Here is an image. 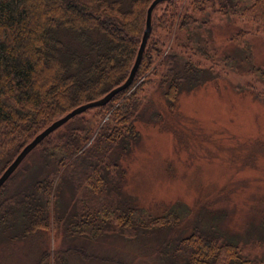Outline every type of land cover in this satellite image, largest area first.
<instances>
[{"label":"trees","instance_id":"16d2710c","mask_svg":"<svg viewBox=\"0 0 264 264\" xmlns=\"http://www.w3.org/2000/svg\"><path fill=\"white\" fill-rule=\"evenodd\" d=\"M153 1L0 0V175L50 124L103 98L128 79ZM195 14L235 18L245 25L238 36L264 33V0L160 3L153 14L151 37L133 85L94 111L98 131L90 126L88 114L77 116L69 123L77 124L75 127L59 138L49 136L28 156L42 152L44 162L30 169L24 168L28 158L24 160L17 170L25 174V186L20 191L4 196L14 176L2 188L0 236L12 242L46 233L57 190L63 198L64 188L57 186L65 180L72 195L70 202H74V208L67 211L71 215L60 218L68 229L100 232L99 226L110 221V216H117L114 222L123 230L136 232L145 227L144 220L132 218L136 214L133 207H122L119 187L126 175L119 161L121 155L116 156L117 163L112 157L120 148L127 152L139 141L141 133L135 123L144 118L140 108L148 97L143 91L153 76L157 90H162L173 106L185 86L196 89L213 80L209 71L189 60L185 62L175 47L190 26L209 24V17L200 19ZM198 36L197 43L191 42L188 48L194 50L197 45L196 51L203 53L206 37L200 33ZM234 59L228 57L227 61ZM258 72L264 79V70ZM50 165L53 168L48 171ZM115 171L122 175L115 176ZM61 204L62 201L57 203V209L61 207L65 212L68 206ZM252 243H256V236ZM241 247V243L220 231L197 227L188 237L175 242L171 262L248 264ZM49 257L46 253L43 256L45 264ZM55 264L68 263L59 257Z\"/></svg>","mask_w":264,"mask_h":264},{"label":"rangeland","instance_id":"374dc122","mask_svg":"<svg viewBox=\"0 0 264 264\" xmlns=\"http://www.w3.org/2000/svg\"><path fill=\"white\" fill-rule=\"evenodd\" d=\"M195 15L211 20L206 26H190L175 47L185 62L209 71L213 80L196 89L185 86L173 106L157 90L153 76L143 91L148 97L140 108L144 118L135 123L139 141L112 157L117 163L116 156L121 155L126 175L119 187L122 207H133L132 218L144 220L145 227L123 230L114 222L117 216H110L99 226L100 232L68 229L60 218L71 215L67 211L74 202L66 180L61 181L57 189L63 186V198L57 190L46 233L12 242L0 236V264H45V253L51 254L48 264L59 257L68 264H172L175 242L197 227L226 234L241 243L248 264H264V244H260L264 241V79L258 72L264 70V33L238 36L245 25L235 18ZM198 33L208 38L203 53L196 51L197 45L195 51L188 48L197 43ZM232 56L235 59L229 63ZM100 108L79 115L88 114L96 131L99 122L93 115ZM71 121L51 135H64L77 125H69ZM43 158L42 152L31 155L24 168H35ZM17 170L4 196L25 186V174ZM59 201L68 206L65 212L57 209Z\"/></svg>","mask_w":264,"mask_h":264},{"label":"water","instance_id":"95a60500","mask_svg":"<svg viewBox=\"0 0 264 264\" xmlns=\"http://www.w3.org/2000/svg\"><path fill=\"white\" fill-rule=\"evenodd\" d=\"M168 0H155L151 4L149 10H148V17H147V27L144 32V36L139 48L138 56L135 61L134 67L130 73L129 78L125 83L120 85L119 87L113 89L111 92H109L106 96L103 98L89 102L87 104H84L67 115H65L63 118L57 120L54 122L50 127H48L46 130L41 132L37 137L29 143L22 151L21 153L15 158V160L10 164V166L3 172V174L0 176V189L5 185V183L9 180V178L14 174V172L21 166V164L24 162L26 157L32 153L39 144H41L49 135H51L53 132H55L58 128L63 126L65 123L71 121L75 117L85 113L88 110L104 107L108 103L112 101V99L119 93L125 91L128 89L134 82L136 74L142 64L144 53L146 51L149 39L151 37L152 33V22H153V12L155 8L162 2H165Z\"/></svg>","mask_w":264,"mask_h":264}]
</instances>
